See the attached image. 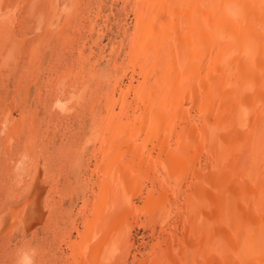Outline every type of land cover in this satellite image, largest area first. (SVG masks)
I'll return each mask as SVG.
<instances>
[{"label": "rangeland", "instance_id": "1", "mask_svg": "<svg viewBox=\"0 0 264 264\" xmlns=\"http://www.w3.org/2000/svg\"><path fill=\"white\" fill-rule=\"evenodd\" d=\"M38 2L39 7L36 9ZM7 4L9 10L6 12L8 16L15 17V24L13 23L10 30L3 32V37L8 41H5L6 46L3 47V56L0 58V214L26 198V182L36 171L41 174L40 182L47 187L45 198L49 200L50 208L47 206L43 223L29 233L24 231L22 223L17 222L8 227L6 233L0 236V264H22L24 254L30 249L36 250L33 264H77L76 259L85 257H88L90 264H94L95 259L100 264H151L153 257H160L162 253V249L160 248V251L156 244L165 238H175L174 243L172 242L174 245H171L174 249H180L179 257L184 255L182 252L192 254L194 260L199 263L206 250L207 241L203 234L207 232L208 226H205L203 221L194 229V234L192 232L187 235L186 230L190 222L184 218L190 212L192 201L204 202L205 199L201 197H205L203 189L210 177L194 185L190 181L192 169L187 166L181 184L176 181L170 184L169 179L166 177L167 182L163 176L166 175L167 168L169 172L173 171V168H170L172 166L168 162L166 168L165 161H156L159 158L157 149L152 154L149 151L154 148L152 141H149L150 146L143 150L145 135H138L137 145H122L114 143V139L110 140V135L106 132L108 125L105 122L111 116L108 113L109 105L118 103L115 99L120 96V88H127L134 77L135 80L140 79L132 63L134 39L139 34L136 15L139 0H8ZM138 80L135 84H138ZM135 95L132 93L130 100ZM137 100L140 102V99ZM137 100L134 103L131 101V107L139 104ZM122 102L123 100L117 105L116 112L121 111ZM124 116L126 115L120 114L126 121L127 116ZM238 134L241 138L245 137L243 134L247 135L246 132ZM103 136H107L109 140H103ZM171 143L174 144L172 150H177L178 143L177 146L174 142ZM121 149L140 150L142 152L139 155L145 156L144 160L157 162L154 167L149 168L157 172V181L154 184L156 186L154 187L150 178V182L140 181L138 190H141L135 199L136 206L147 208L144 201L148 196L153 198V204H157L160 201L159 194L155 192L149 195L147 190L151 191L154 187L158 191L162 183L169 186L165 185L172 194L168 195L170 201L164 202V217L155 215L153 223H150L146 216L141 215L138 218L127 209L121 210L120 220L114 212L110 214L106 211L101 217L96 212V204L102 203L103 194H106L109 200L107 207L112 205L115 199L118 201L123 198L121 194H124V190L121 189L123 185L119 184L118 169L120 164L123 166L128 162L122 163L120 157L118 159V155L123 154ZM193 152L194 150L191 151ZM126 156L124 161L130 160L132 164L133 158L141 160L140 157ZM152 156L154 157L150 160ZM200 158L205 162V168L209 154L202 152ZM196 166L200 167L201 163L198 162ZM110 167L116 174L113 178L108 177L109 174L104 176L105 172L110 173ZM199 170H196L197 174L201 173ZM146 174L147 171L141 170L132 178L141 180ZM188 176L190 177L185 178ZM107 177L109 179H106ZM180 186L183 189H179ZM104 187L106 188L102 191ZM172 188L176 191L173 192ZM191 195L193 197H188ZM105 223L110 226V230L105 228ZM172 226L174 227L171 228ZM95 231L98 234H95ZM102 234H106L104 239L101 238ZM196 234L199 236L195 242L191 237ZM183 239L192 249L183 250ZM164 248L166 249L165 245ZM75 253L78 257L74 256ZM92 253L96 254V257ZM114 258L118 259V262Z\"/></svg>", "mask_w": 264, "mask_h": 264}, {"label": "bare ground", "instance_id": "2", "mask_svg": "<svg viewBox=\"0 0 264 264\" xmlns=\"http://www.w3.org/2000/svg\"><path fill=\"white\" fill-rule=\"evenodd\" d=\"M7 1L0 0V45L2 43L0 58L3 56L2 49L6 46L5 41H8L3 37V32L10 30L15 24V17L8 16L6 12L7 9L9 10V7H6ZM39 2L36 9L39 7ZM139 3L136 14L139 26V30H136L139 34L134 39L135 43L133 42L132 63L140 79L135 80V77L130 79L127 88H120V96L115 99L118 103L108 104V113L111 116L107 122L104 121L108 125V129H105L110 136L108 134L107 136L110 140L114 139L116 144H136L138 135H145L142 143L149 141L154 143V148L149 151L152 154L157 149L159 158L156 161H165V167L168 162L172 166L170 168H173V171L169 172L166 167L167 176L165 174L163 176L164 179L166 177L169 179V182L167 179L166 181L170 184L175 181L181 184L180 181L187 168L192 169L190 181L194 185L210 177V181L204 185L205 197L200 196L205 199L204 202L197 201L198 196H196L197 202H191L189 214L182 215L190 222L189 228H185L187 235H191L192 232L194 234V229H197L198 224L203 221L205 226H208L207 232L205 230L206 233L203 234L207 241H205L206 250L200 262L197 263L192 254L184 252H182L184 255L179 257L180 249H174L172 246L175 238L172 240L165 238L156 244L160 251L162 249V253L160 257H153L151 264H176V262L177 264H264V0H139ZM13 13L15 15V12ZM137 80L138 84H135ZM132 93L136 95L130 100ZM120 99L123 100L121 111L116 112ZM137 99H140V102ZM135 100L139 104L131 107V101L134 103ZM120 114L122 116L125 114L127 120L121 118ZM149 122L151 124H148ZM115 125L116 127H113ZM244 132L247 135L243 134ZM238 133H242L246 138H241ZM107 136H103L102 139L108 141ZM171 142L175 145L178 143V151L172 150L174 144L172 145ZM145 143L144 151L150 146L149 143L148 145ZM129 149L122 150L123 154L118 155L122 163L128 162V164L121 166L117 163L119 184L123 185L121 189L124 190V194H121L123 198L118 201L113 198L115 201L107 207L109 200L106 194H103L102 203L98 201L99 204H96L98 210L96 212L100 217L106 211L110 214L114 212L120 220L121 210L127 209L138 218L141 215L146 216L149 222L153 223L152 219L155 215L160 214L164 217L166 207L164 202L170 201L168 195L172 193L166 189L169 186L161 182L163 180L160 181L162 183L160 190L154 188L157 172L149 168L157 163L151 160L155 155L150 158L151 161L144 160L145 156L139 155L142 151ZM202 152L208 153L210 157L205 168L203 167L205 162L200 158ZM126 155L140 157L141 160L133 158L132 164L130 160L124 161ZM198 162L201 163L200 167L196 166ZM110 168L108 169L110 173L105 172V177L107 174L108 177L116 175ZM197 169L201 170L200 174L196 173ZM141 170L147 171L141 180L132 178ZM40 175L38 171L31 174L26 182L28 194L26 198L11 205L7 212L0 214V236L17 222L22 223L24 231L29 233L45 220L49 200L45 198L47 187L40 182ZM108 177L106 179H109ZM149 178L154 187L147 192L149 195L157 192L160 201L156 199L159 202L153 204V198L148 196L144 201L146 202L144 206L146 204L147 208H141L136 206L135 202L141 190H138L139 182ZM180 187L179 189H183L182 186ZM174 190L175 188L173 192ZM109 227L105 223L107 230H110ZM104 236L102 234L101 238L104 239ZM198 236L196 234L191 238L195 241ZM184 239L181 241L185 251L191 247H188ZM108 250L110 251L109 248ZM74 256L77 254L75 253ZM153 256H155L154 251ZM79 259H76L77 264L91 263L88 257ZM93 262L100 264L97 259Z\"/></svg>", "mask_w": 264, "mask_h": 264}, {"label": "clouds", "instance_id": "3", "mask_svg": "<svg viewBox=\"0 0 264 264\" xmlns=\"http://www.w3.org/2000/svg\"><path fill=\"white\" fill-rule=\"evenodd\" d=\"M36 255L35 249H30L28 253L23 256L22 264H33V257Z\"/></svg>", "mask_w": 264, "mask_h": 264}]
</instances>
